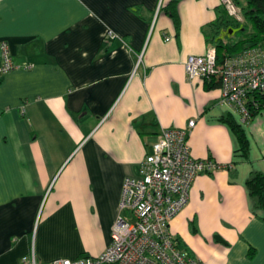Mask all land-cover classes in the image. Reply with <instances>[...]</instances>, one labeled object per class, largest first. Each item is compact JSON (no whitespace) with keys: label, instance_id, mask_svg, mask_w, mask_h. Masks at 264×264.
<instances>
[{"label":"crops","instance_id":"1","mask_svg":"<svg viewBox=\"0 0 264 264\" xmlns=\"http://www.w3.org/2000/svg\"><path fill=\"white\" fill-rule=\"evenodd\" d=\"M173 1L0 0V66L3 41L14 64L34 65L0 73V264L103 254L126 178L164 129L191 120V155L222 168L195 178L170 233L204 264H264L246 187L264 172V109L243 121L222 84L188 78L224 12L220 0H180L177 30ZM226 116L244 127L249 160Z\"/></svg>","mask_w":264,"mask_h":264},{"label":"built area","instance_id":"2","mask_svg":"<svg viewBox=\"0 0 264 264\" xmlns=\"http://www.w3.org/2000/svg\"><path fill=\"white\" fill-rule=\"evenodd\" d=\"M228 16L242 21L241 8L234 0H220ZM113 37V32H108ZM170 40V38H166ZM0 73L30 70L33 64L16 65L8 42L1 43ZM189 79L211 80L221 75V102L237 109L243 121L249 119L248 101L255 94L264 100V48H254L229 58L219 69L215 46L204 55H190L185 62ZM258 104V103H254ZM187 129L166 128L141 162L139 172L126 178L112 241L103 254L77 260L57 259L45 264H204L183 251L169 230L173 220L189 203L195 178L222 168L212 160L195 159L188 145ZM25 264H38L35 256Z\"/></svg>","mask_w":264,"mask_h":264},{"label":"trees","instance_id":"3","mask_svg":"<svg viewBox=\"0 0 264 264\" xmlns=\"http://www.w3.org/2000/svg\"><path fill=\"white\" fill-rule=\"evenodd\" d=\"M180 0H174L167 7L166 11L171 17L177 30L180 28V19L177 11ZM240 6V0H234ZM245 6L241 7L245 24L241 25L238 21L230 18L226 12L218 17L215 36L211 39L212 44L217 50V64L220 69L225 62L234 56L242 54L247 50L254 48H264V0H245ZM234 31V34L230 35ZM227 34L225 37L224 34ZM210 41V40H209ZM216 78L217 83H214ZM214 84H221V75H215L211 80ZM258 103V104H254ZM249 119L259 114L264 109V100L262 96L255 94L248 101ZM231 127L237 137L239 147L237 153L249 160L250 143L247 133L241 123L228 117L223 118ZM246 187L252 203L253 213L264 220V172L252 171L246 180ZM251 250V255L253 254Z\"/></svg>","mask_w":264,"mask_h":264},{"label":"rangeland","instance_id":"4","mask_svg":"<svg viewBox=\"0 0 264 264\" xmlns=\"http://www.w3.org/2000/svg\"><path fill=\"white\" fill-rule=\"evenodd\" d=\"M240 3H241V5L239 6V8L245 6V4H246V3H245V0H240ZM221 8H222L223 12H226L225 8H224L222 5H221ZM219 14H220V13H219ZM227 15H228V14H227ZM241 17H242V21H240L239 23H240L241 25H243V24H245V20H244V16H243V14H242V10H241ZM232 34H234V31L230 33V35H232ZM224 36L226 37L227 34L225 33Z\"/></svg>","mask_w":264,"mask_h":264}]
</instances>
